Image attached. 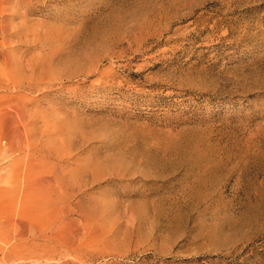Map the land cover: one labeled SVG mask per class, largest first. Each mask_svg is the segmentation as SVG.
<instances>
[{"label": "rangeland", "instance_id": "rangeland-1", "mask_svg": "<svg viewBox=\"0 0 264 264\" xmlns=\"http://www.w3.org/2000/svg\"><path fill=\"white\" fill-rule=\"evenodd\" d=\"M0 264H264V0H0Z\"/></svg>", "mask_w": 264, "mask_h": 264}, {"label": "bare ground", "instance_id": "bare-ground-1", "mask_svg": "<svg viewBox=\"0 0 264 264\" xmlns=\"http://www.w3.org/2000/svg\"><path fill=\"white\" fill-rule=\"evenodd\" d=\"M15 255V254H14Z\"/></svg>", "mask_w": 264, "mask_h": 264}]
</instances>
